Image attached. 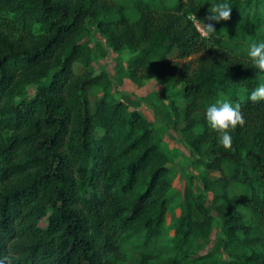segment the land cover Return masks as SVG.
I'll list each match as a JSON object with an SVG mask.
<instances>
[{"label": "trees", "instance_id": "trees-1", "mask_svg": "<svg viewBox=\"0 0 264 264\" xmlns=\"http://www.w3.org/2000/svg\"><path fill=\"white\" fill-rule=\"evenodd\" d=\"M229 2V18L203 37L194 20L205 19L207 0H0V255L13 264H107L118 238L161 233L168 156L152 124L107 90L106 72L91 69L83 35L96 24L111 48L132 52L130 77L152 68L175 79L166 97L175 126L198 129L190 145L207 146L199 163L212 206L201 194L186 202L177 247L206 237L215 212L227 244L242 249L222 264H264V101L248 99L256 71L232 54L264 39V0ZM221 97L243 114L229 148L204 119ZM233 185L245 198L229 193Z\"/></svg>", "mask_w": 264, "mask_h": 264}, {"label": "rangeland", "instance_id": "rangeland-1", "mask_svg": "<svg viewBox=\"0 0 264 264\" xmlns=\"http://www.w3.org/2000/svg\"><path fill=\"white\" fill-rule=\"evenodd\" d=\"M83 42L93 52L91 69L106 72L109 78L107 90L152 124L154 140L168 156L167 212L161 233L148 242L125 235L118 238L115 251L108 254L107 264H222L228 261V254L241 253V248L227 244L221 221L215 212H212L213 220L206 237L191 238L181 248L176 245L175 227L186 202L201 194L205 202L212 206L213 194L203 187L205 170L199 163L208 150L207 146L193 148L189 143L199 130L183 133L181 126H175L167 107L166 97L178 90L175 79L152 68L140 71L134 78L130 77L128 65L132 52L126 48H111L105 34L99 31L96 24L84 33ZM198 57L199 54L192 55L187 60H196ZM81 69L78 67L77 71ZM101 90L98 87L88 90V96L95 100ZM32 92L33 89H29V93ZM178 104L183 106L182 101ZM207 174L210 178L218 176L216 172ZM229 193L240 198L246 196L245 190L237 185H233ZM239 210L249 222L250 212L244 208ZM41 226H47L46 219L41 221Z\"/></svg>", "mask_w": 264, "mask_h": 264}, {"label": "clouds", "instance_id": "clouds-1", "mask_svg": "<svg viewBox=\"0 0 264 264\" xmlns=\"http://www.w3.org/2000/svg\"><path fill=\"white\" fill-rule=\"evenodd\" d=\"M208 12L201 20L203 36L210 37L216 32L213 21L227 19L232 11L229 0H207ZM195 15V14H194ZM233 56L243 58L256 71L258 82L248 93V99L257 102L264 101V39H253L246 46H234ZM204 119L210 130L216 133V143L224 148L232 144L231 130L243 122L241 103L228 98H217L207 104ZM0 264H13L10 255H0Z\"/></svg>", "mask_w": 264, "mask_h": 264}, {"label": "built area", "instance_id": "built-area-1", "mask_svg": "<svg viewBox=\"0 0 264 264\" xmlns=\"http://www.w3.org/2000/svg\"><path fill=\"white\" fill-rule=\"evenodd\" d=\"M194 25H195L196 29L198 30V32L200 33V35L203 36L202 29H201V26H200L201 23H199V22L194 20Z\"/></svg>", "mask_w": 264, "mask_h": 264}]
</instances>
